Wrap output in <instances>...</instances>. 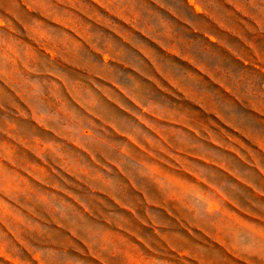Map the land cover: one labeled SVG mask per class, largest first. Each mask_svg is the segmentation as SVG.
Listing matches in <instances>:
<instances>
[{
  "label": "rangeland",
  "instance_id": "1",
  "mask_svg": "<svg viewBox=\"0 0 264 264\" xmlns=\"http://www.w3.org/2000/svg\"><path fill=\"white\" fill-rule=\"evenodd\" d=\"M152 259L264 264V0H0V264Z\"/></svg>",
  "mask_w": 264,
  "mask_h": 264
},
{
  "label": "crops",
  "instance_id": "2",
  "mask_svg": "<svg viewBox=\"0 0 264 264\" xmlns=\"http://www.w3.org/2000/svg\"><path fill=\"white\" fill-rule=\"evenodd\" d=\"M142 167V168H141ZM112 172H109L108 170H106L105 168L100 169L99 173H98V185L96 183L95 186H93L92 184H88L87 182H85L82 186L85 187V193L86 195L83 194L82 191H75L76 193L78 192V194H80V197L75 198L74 197V191L73 189L70 190V194L73 197V200L75 198V202L77 203H81V207L80 210L84 213H86V211L89 212H96L95 210L92 209L91 204L89 202V198H88V193H92L93 194H97L102 200L107 199V201L111 204H114L117 208H119V204L121 207V210L124 211H134L136 212L137 207L136 204H140V203H153V204H157V208H160L158 210L161 211H166L167 213L169 212V208L167 206H165L164 202H169V200L167 198H165L164 201V196H162V199L160 200H154L153 197L151 196L150 193V186H151V180H154L155 175L153 174V170H151V166L148 164H143V166H140V174L143 175V180H140L139 177H137L136 174H134L135 176H133L131 179L127 176L123 177V174H119L116 173L118 172V169H112ZM78 171V170H75ZM70 172H72L70 170ZM80 172L82 173H86L85 171H83L82 169L80 170ZM157 175V174H156ZM145 177L146 179H149V183L147 184V186L142 183L145 182ZM139 180H138V179ZM170 178V174L169 171H165L164 174L160 173V179L155 180V185L158 189V191L161 193H163V187H165V189H167L168 187H166V182L169 180ZM97 179V178H96ZM171 179H174V177H172ZM118 181H121L120 184H118ZM118 187V190H117ZM97 188V190H96ZM132 198H131V196ZM159 202V203H158ZM97 204L100 206V208L102 210L107 209L105 200L102 202H99V200L97 201ZM123 208V209H122ZM150 210H152L150 208ZM170 216L168 215V218ZM172 218H179V214L175 213L171 214ZM157 229H154V231ZM159 244V243H157ZM156 244V245H157ZM154 245V246H153ZM160 245V244H159ZM148 247H150V251H155L154 247L155 244L151 243V244H147ZM161 247V248H160ZM157 248V247H156ZM166 247L163 246H159V248H157V250L159 249H164ZM177 250H184L183 245H178ZM166 261L163 259H152L151 262H148L147 264H165ZM183 260L181 261H173L172 264H183ZM140 264V263H137Z\"/></svg>",
  "mask_w": 264,
  "mask_h": 264
}]
</instances>
